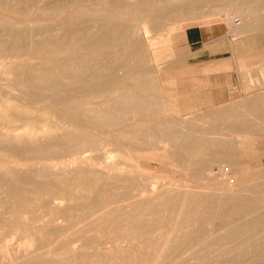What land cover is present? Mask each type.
<instances>
[{"label": "bare ground", "instance_id": "6f19581e", "mask_svg": "<svg viewBox=\"0 0 264 264\" xmlns=\"http://www.w3.org/2000/svg\"><path fill=\"white\" fill-rule=\"evenodd\" d=\"M14 1H16L17 5L21 6L22 10L24 9V11H25V9L26 10L28 9L27 12L29 11V8L31 7V4H32L31 0H14ZM34 1H36V0H34ZM40 1H39V3H40ZM47 1H49V0H46V3H47ZM50 1H49L48 6L51 5L52 9L57 11V13H55V14H58L57 15L58 19L57 20L55 19L56 21H53V22H55L54 23L55 24L54 29L52 28L53 22H52V24L48 22L49 24H51V26L45 25L43 27V26H41L43 24H39L41 22L38 21L39 22L38 23L37 21H35L36 25H35V23L33 24V22H32L30 24H33L34 26L29 27V26L25 25V27H28V28H25L24 26H22L23 25L22 23H19V25L22 27H20L18 25L19 20L22 22V18L18 19V22H17V21H15V19L12 20V18L14 16L13 17L11 16L12 18H10V16L8 15V17H9L8 19H11V21H15L14 24L17 22V26L10 24V23H5V20H4V22H3V20H0V61H2L3 63H5V65H7L8 71L14 75L13 81H15L18 85H20V93L18 94L17 97L14 96V97H16L14 100L9 101V100H1L0 99V200L2 199V201H3L6 198V202L9 203L7 208H5V207L1 208L0 207V209H3V210L7 209V210H5L6 212H3V213L1 212L2 210L0 211L1 212L0 213V255L3 256L4 254H7L8 242H6V241L10 238V236H9V238L7 240H5V238L8 237L7 234H10L12 236L14 234L13 237L15 238L17 233H19V234L23 233V235L24 234L25 235L24 236H21V235L18 236L19 240L17 241V245H15V246H18L19 250L17 249V247H16V249L18 251H20V253L19 254L17 253V255L13 256L14 258H12V259L14 260V264H74V261L77 262V260H81V261L87 260V262L85 264H105L106 260L104 261L103 260L104 258L102 259V257L100 256L101 250L100 251L98 250L99 251L98 252L96 249H94L96 251L93 250L94 255L92 257V255L90 254L91 253L90 250H89L90 252L87 254L86 251H83L85 249H82V248H85L86 245H88V244H90V245L93 244V238H92L93 236L91 237L85 233L87 231H89L90 229L97 227V225L99 227L100 221H101V220L99 221V219H102V221L107 222V224L112 225V226H114V224L117 226L120 225L119 228L117 226L116 227L114 226V230H116L117 228L120 230L121 226H124V227H122L120 232H118L119 235H121V238H122V236L126 237V238H127V236L132 237L130 235H135V233L142 231L143 228H151V227L154 228V226L158 227L162 223L164 224V222L167 221V219L171 222L172 225H177V226L179 224L181 225V220H180V217H181V208L180 207H181V205L179 204L180 207L178 209L175 208L176 210H174V206L172 207L171 203L169 201L170 199H167L168 197H170V195H172L170 192H174V191H169L170 194L168 193L169 196L167 198L165 197L166 199H162L163 197H160L161 195L160 196L156 195V196H159L161 198V199L156 200V202L158 201L157 204L162 209L168 211V213H169L168 216H166L167 214L166 215L164 214L165 216L163 215V216L158 217V218H152V219H149V218L148 219H146V218L145 219H143V218L138 219V218H136V219H133V220L130 219L127 221H125L126 218H124L123 216L130 218L131 216L129 214L131 213V210L129 212H124L121 215V213L117 212V209L111 208V207H109V205L106 206L107 203L104 202V200L100 196L101 192H105L112 185H114V184L117 185V183H120L121 181L126 179L127 175L122 173L123 167H121V165L124 166L125 164H130V162L132 160H134L133 159L134 154L140 155L139 153L136 152L137 150L135 148V145L133 146V144H138V143L142 144L143 143V141H141L142 138L138 136V134L141 132V129H142L141 125H143V123L141 122L142 119H141V121L136 120V121H133L132 123L124 124L123 122L125 120H128L129 118L133 119L132 114L133 115L143 114L145 116H150V117L155 118V121H153V122L156 124L157 129L159 127L162 128V129L159 128L161 130V131L159 130V133H162V136H164L163 137L164 140L166 138H170V135L172 133V131H171L172 129H170V128L174 125H172L170 127L169 125L171 122L169 123V121H168V123H166V128H168V129H166V128L163 129V126H160L161 120L160 121L156 120L157 119L156 115L160 114L162 112H165V111L174 112L176 109L172 108V104H171L172 102L170 103L169 101L168 102L164 101L163 103H157L155 101H149V100L145 99L143 95L141 96L139 93H137L136 91L140 92L141 90H144L146 88V87L144 89L142 88L143 76L146 75L148 77L149 83H151L153 80H154V82L156 81L155 78L153 76H151L150 67L153 68L152 66H154L155 71H158L160 69V66H158V64L160 62L164 61V59L166 57L171 55L172 50H173L172 46L176 42V37L178 35L177 33L179 32V30H180L179 33L183 37V41L186 42L185 38H184V28H186V26L189 24L205 25V24L209 23V21L225 20L227 22L228 30H226L224 32V35L227 37V39H229L231 41L230 46L232 45L231 50L233 52H231V53H233V56L225 59L223 66L228 65L232 62L236 63L241 58L244 59L245 57H244V55H242L243 53L239 50L240 43H239V40L237 41V38H239V37L241 38V36H244L247 33H249V32H247V30H248V27H250V24L248 26L244 21H239L238 23H236L237 19L235 20L234 16L238 12V10H241L239 8L244 7L243 5H245L246 1L255 4V3L259 2L260 0H230V2L228 4L226 3V5L219 4V5H221V6H219L216 4L217 7H214L211 4L212 1L215 2L214 0H100V1L98 0V2H100V4H101L100 7H96L99 9V10L97 9L98 11L95 10L96 9L95 7H93V5H92L93 3L92 4H91V2H89V3L92 5V8H95L94 9L95 11H93V12L96 13V11H97L99 16H97V18H93L94 16L90 17V15H89V18H85L83 16L84 19H82V17H79V16L80 15L82 16V14H84L86 12L88 13V8H90V7L89 6L87 7V4L85 5L86 10H84V12L82 10V9H84L82 6H81L82 9H81V7L76 6L77 7V8L75 7L76 9H74L73 11L70 10V12H73L72 13L73 15L67 14V12L64 14V6L67 3H69V4H70V2L71 3L72 2H74V3L83 2L84 3L85 2L84 0L83 1H81V0L80 1L79 0H65V1L64 0H52L51 2ZM37 2L38 1H36V3ZM86 2H88V1H86ZM69 4L67 5L68 7H69ZM259 4L260 3H257V5H259ZM10 5H14V4H12V0L10 3H9V0L8 1L7 0H0V8L4 9L3 11H5V10L7 11V9L10 10V8L15 9L17 7L16 5H15V7H9ZM43 5H44L43 3H40L41 7ZM36 6L37 5L35 4L36 12H38L39 9L43 10L45 8V7L41 8L40 6H37V7ZM83 6H84V4H83ZM38 7H40V8H38ZM21 8H19V9H21ZM70 8H72V7L70 6ZM19 9H18V11H20ZM46 9L48 10L47 6H46L45 10ZM15 10H16L15 12L18 13L17 8ZM22 10L20 11V13L23 12ZM30 10H32V8ZM216 10H225V16L224 17H221V16L215 17L213 12H215ZM29 12L31 14V11H29ZM68 13H69V11H68ZM0 14H3V13H0ZM33 14H34V12H33ZM49 14L52 15L53 13H49ZM191 14L202 15V17H200V19L197 20L196 22H193V21L190 22L188 17ZM3 15H6V14H3ZM21 15H23V14H21ZM26 15H28V13L24 14V16H26ZM35 15H36V13H35ZM15 16H16V14H15ZM175 17L178 19L181 18L182 20H185V21L187 20V21L184 23H181L182 22L181 21L180 22L181 24H177L175 21L174 22L172 21V20H175L174 19ZM34 18H35V16H34ZM256 18H254V19L256 20ZM1 19H3V17ZM28 19H26V20H28ZM30 20H32V19H30ZM32 21H34V20H32ZM261 21L262 20H259V23H262ZM50 22H51V19H50ZM168 23H169V25H168ZM174 23H176V24H174ZM255 23H257V22H255ZM28 24H29V21H28ZM50 27L54 31L53 30L48 31V29H50ZM251 27H252V24H251ZM31 28H34L32 30L36 31V33L39 32L42 34L43 31L45 32V30H44L45 28L47 29V32L50 33L51 31H53L54 33L51 32L52 34L50 33V35L46 36V37H44V36L42 37V35L40 34L41 37L39 36L37 39H32L34 37H29V35H28V34H30V32L32 33V31H30L27 34V31L30 30ZM92 28H94V29H92ZM41 30H43V31L40 32ZM150 32H153V34L151 33L152 35H150ZM39 33H38V35H39ZM49 33H47V34H49ZM32 34H31V36H32ZM44 34L45 33H43V35ZM253 34H255V32ZM253 34H252V36H253ZM33 35L36 36V34H33ZM222 36H223V34H222ZM202 48H205V46H203ZM241 49H242V47H241ZM254 52L257 53L256 51H253V53ZM261 53H263V52H261ZM235 54H237V55H235ZM248 56H250V55H248ZM251 56H253V55L251 54ZM255 57H257L256 54H255ZM90 58L94 59L95 62L97 63V65L92 64L93 66L89 67L90 65H87L89 63V62H87V59L92 60ZM250 60H251V58H250ZM243 61H245V60H243ZM91 62H93V60ZM170 64H171V62H170ZM179 68H181V67H179ZM245 70H247V68ZM240 71H242V70L240 69ZM243 74L244 75L242 77H244L246 73H243ZM155 76H156V79H159L160 81H165V80L169 81V80L173 79L171 77H167L164 75H157L156 74ZM159 80H157V81H159ZM251 84H248V85L250 86ZM156 85L159 86L158 84H156ZM244 85H245V83H244ZM150 88H153V87L151 86L148 89L150 90ZM155 88L156 87H154V89ZM157 89H158V87H157ZM147 90H144V91L146 92ZM243 90H245V89H243ZM246 90H249V88L246 87ZM150 93L152 94L153 91ZM159 93H161V91ZM148 94H147V96H148ZM100 96L106 97V99L104 100V103H106L107 106L110 105L111 107H114L115 111H117L119 113L125 112V110L127 108H129V106H132L134 108V111L131 115L129 114V116H131V117H128L125 115V116H123V118L121 117V120H120L116 114L113 116V114L108 112L109 115L108 114L106 115V112L104 110L103 111L105 112V117H103V115H104L103 113H102L103 114L102 116H99V113L97 112V111H99V112L102 111V109H100V110L96 109L97 111H95L92 109L87 110L88 108H85L86 107L85 103L96 102V101H92V100L95 97L101 98ZM151 97H154L153 94ZM160 98H162V97H160ZM258 99H261V98H258ZM263 99L264 98H262V100ZM101 100H102V98H101ZM101 100H99V101H101ZM99 101H98V103H100ZM158 102H159V100H158ZM160 102H161V100H160ZM251 102H254V100ZM259 103H260V101H259ZM83 105L85 107L83 108V112H81L80 108ZM101 106L102 105H100V107ZM252 107L253 106H251V108ZM89 108H90V105H89ZM176 108H177V105H176ZM181 110H182V108H181ZM232 110H233V108H232ZM177 113H179V112H177ZM81 114L83 115V117H81ZM219 114L220 113H218V115ZM224 114H226V113H224ZM120 115H121V113H120ZM235 116H237V115H235ZM81 119H83V124L79 123ZM179 120L175 117L172 118V122H177ZM204 120H207V119L204 118ZM192 121H193V119L189 122H192ZM232 121L233 120H231V122ZM164 122H166V121L164 120ZM182 122L181 123L177 122L176 124H178V123L182 124ZM117 124H120V126L118 125L119 126L118 129L113 131V132L112 131L109 132V134H107V137H104V136L101 137L97 133L98 128H101V127L105 128V126H107V128L110 127L113 130V128H116L115 126H117ZM184 124L187 125V123H184ZM245 124H246V122H245ZM185 126H183V127H185ZM150 127H149V129H150ZM176 127H177V125H176ZM176 127L174 126L173 128H176ZM187 127H188V125H187ZM189 129H191V127ZM231 129H232V127H231ZM154 130H155V128H154ZM169 131H171V132H169ZM237 133H238V131H237ZM239 133H241V132H239ZM243 133H244V131H243ZM179 134H181V133L179 132ZM172 135H173V133H172ZM174 135H175V133H174ZM186 135L188 138L191 137V135H189V136H188V134H186ZM151 136L152 135L150 134L149 137H151ZM176 136L179 137L180 135L176 134ZM108 137L110 139H108ZM152 137H151V140H153L155 138V135H154V138H152ZM159 137H161V136H159ZM198 137L199 136H197V138ZM213 137H212V139H215ZM163 138L161 137L160 139L163 140ZM202 138H204V137H202ZM209 138H210V136H209ZM181 139L183 141V138H181ZM170 140H171V138H170ZM100 141H102V143L104 142V144L107 143L105 141H108L109 144L110 143L113 144V146H114L113 150L119 156V159H118L119 161L116 160L117 162H113L111 160L104 161L106 159H103L102 161H104V162H103V164L101 163L102 164L101 166L103 168H107V170L108 169L116 170L117 172L113 173L111 171L112 173L110 174V172L103 170L102 167H101L102 169L98 168L95 165L96 162H93L94 160H92V162H89V160L91 158H93L91 155H90V157L87 155H82V153L85 150H87V151L88 150L90 151L93 149L97 150L96 147H97L98 142L101 143ZM139 141H141V142H139ZM248 141H249V139H248ZM173 142L175 143L176 140L175 141L173 140ZM173 142H171V143H173ZM198 142H200V141H198ZM145 143L147 144L148 141H146ZM145 143L143 145H146ZM148 144H150V142ZM177 144H178V142H177ZM207 144H209L211 147V149H210V151H208V153L211 152L215 156H221V158L223 160L227 161V163H229V165H231L233 167H237L236 166L237 165L236 159H235L236 157L234 158V156L231 153H226L225 152L226 150L224 151V149H222V147L220 146L222 143L219 145L218 143H216V141L214 142L213 140L210 139V140H206L203 143V145H205V146ZM101 146L103 147V144ZM196 146H197L196 142L186 141L185 146L182 148V150L179 152H175L173 154V157L178 161H184L188 157L197 159L194 161V163H195L194 165L200 166L199 168H197V172H198L201 169V167L205 164V159L201 156L203 153L201 151V149L199 147H196ZM96 150H93V151L95 152ZM108 150H107V152H108ZM87 151H85V152H87ZM239 153H240V151H239ZM64 154H69V157H70V155H75V156L77 155L76 159L78 160V162L81 163L80 165H82L84 167V165L86 166L85 163L87 162L88 163L87 167L89 168V170H83L85 167L82 168V166L79 165L80 167L78 166L75 169L73 168V170L71 172L68 171L64 175L65 170H62L61 169L62 167L58 168V170L61 169L59 171H57V169H55L56 172H54L53 170H52L53 172H51V170L48 168V166H45V167L43 166L44 169L38 170L40 165L37 164L38 166L34 165V167L37 170L33 167L35 170V173H34L32 168H31L32 171H30V168L28 170L27 168H21L20 166H13V164H12L13 161H11L13 159H15V160L30 159L32 156H36V157H38V156L42 157L43 156L42 158H45V159L46 158H48V159L49 158H58V157L64 156ZM107 154L110 155V152L106 153L105 155L107 156ZM153 154H156V152H153ZM234 154L236 155V153H234ZM101 156H104L103 153ZM95 157L96 156H94V158ZM98 157L100 158V156H98ZM107 157L109 159V156H107ZM77 160H76V162H77ZM20 163H22V162L20 161ZM125 166H127V165H125ZM130 166H132V165H130ZM183 166L185 169V167L187 165H183ZM49 167H50V165H49ZM181 168H182V166H181ZM135 169H136L135 172L136 171L141 172L140 168H138V169L135 168ZM127 170H129V169H127ZM205 173H207V172H205ZM200 175L202 176V174H200ZM201 176H199V177H201ZM151 178H152V176H151ZM156 179H158V178H156ZM177 186H180V185H177ZM177 186H176V188L173 187V189L175 188L177 190L178 189ZM119 187H118V189H119ZM252 187H253V185H252ZM169 188H170V186H169ZM213 188H212V190H213ZM124 189L121 190V194L128 195L127 191ZM224 189L219 188L218 192L223 193ZM169 190H172V187ZM193 190H194V188H193ZM165 191H163V193ZM184 191L185 190H183V193H181L182 196L180 195L181 196L180 197L181 204L195 205V204L204 203V201L201 200V196L198 194L199 192H196V194H195L193 192H184ZM189 191H191V190H189ZM198 191H199V189H198ZM240 191L242 192V190H240ZM128 192H129V190H128ZM204 192H203V195L206 193V192L205 193ZM208 192H210V191H208ZM215 192H217V190ZM215 192H214V194H215ZM233 192H234V190H233ZM117 193H118V191H117ZM119 193H118V195H119ZM232 193H231V195H232ZM162 195H164V194H162ZM175 195H176V193L173 196H175ZM220 195H222V194H220ZM223 195H227V194H223ZM239 195H240V193L239 194H237V192L235 194L233 193L234 197L238 198ZM54 196H56V197H54ZM138 196H139V194H138ZM148 196H149V194H148ZM247 196H250V195H247ZM247 196H246V198H247ZM254 197H256V196H254ZM52 198H54V199L52 200ZM56 198L68 199V201L70 200L72 203L71 204L69 203L70 205L67 204L66 207H64V205H61V204L59 205L57 202L54 201ZM109 198H111V197H109ZM120 198H121V195H120ZM123 198H125L126 201L128 199L124 196H123ZM134 199H135V197H134ZM178 199H179V197L177 198V200ZM262 199H263V197H261V199L248 197V199L246 200L245 206L251 210L250 213L254 212V214H252V215L255 217H260L264 213V212L262 214L261 213L260 214L255 213V211L257 212L259 204L261 203V201H263ZM128 200L131 201L132 199H128ZM148 200L150 201V199H148ZM148 200L145 199L144 201L143 200L142 201L145 202L144 204H146V202H148ZM52 201H54V202L52 203ZM140 201H141V199H140ZM3 202L5 203V200ZM113 202H116V201H113ZM238 202H240V201H238ZM0 203H1V201H0ZM174 203H175V199H174ZM206 205H207V203H206ZM134 206H135V208H140V209L145 207V206H143L142 202H140V204H135ZM197 206L199 207V205H197ZM204 206H205V204H204ZM229 206H230V204H229ZM231 206H233L232 209L237 207L236 205L235 206L231 205ZM90 207H94V208L100 207L99 208L100 210H102V208H103V211H102L103 214L98 209L97 212H100L102 215H100L99 217H94V216L91 217V214L89 212L91 210V209H89ZM132 207H133V205H132ZM240 208H241V206H240ZM67 209L70 211L68 213H71V216L75 214V215H77V218H78V216L83 218L84 221H83V219H80V220H82V223L85 222V218H88L89 216L91 217L90 219H88L86 224H83L85 229L80 228L79 232L78 231L77 232L72 231L73 235H72V233H71V235L72 236L75 235V237L70 238V236H71L70 234H69L70 236H66L64 234L65 233L64 232V229H65L64 225L63 224L58 225L59 222L57 220L58 224H55V225H58L57 227L56 226L51 227L50 229L48 228L49 230L48 229L46 230V227H48V226H46L45 222L47 220H43V223H42L41 220L44 219L42 217L52 213V211H54L55 213H58V214L60 213V214L64 215V212L67 211ZM88 209H89V211H88ZM124 209H126V211H127V208H124ZM143 209L145 211V208H143ZM194 209L196 211V208H194ZM141 211L144 212L143 210H141ZM152 211H153V207H152ZM91 212H92V210H91ZM142 212H140V214L144 215L145 213H142ZM94 214H96V213H93L92 215H94ZM67 215H64V216L66 217ZM202 215H204V214H202ZM214 215H216V214H214ZM54 216H55V214H54ZM186 217L187 216H185V219H186ZM262 217H263V215H262ZM39 219H41L40 222L42 223L40 225V228H38V231L40 233H38V232L35 233L33 231H35L36 228L33 226L32 223L35 220L38 221ZM200 219H202V218H200ZM253 222H254V220H253ZM74 223L76 224L77 222H74ZM204 223H206V221ZM77 224L79 226V224H81V223H79V221H78ZM81 225H80V227H81ZM192 225H194V224H192ZM70 226H71V224H70ZM103 226H105V225H103ZM245 226H246V224H245ZM248 226H249V223H248ZM228 227L230 229L234 228V227H236V224L234 222L228 223ZM44 228H45V231H44ZM72 228H73L72 226L69 227V229H72ZM161 229H162V227H161ZM225 229H227V228H225ZM109 230L111 231V229H109ZM112 230H113V228H112ZM27 231H32V233L31 232L27 233ZM68 233H69V231H68ZM148 233H149V231H148ZM166 233H167L166 235H164L163 237L161 236V238H159V241L157 242L156 247H154L155 253L152 256L150 255L147 257H137V259H135L134 261L127 259V260H124L125 261L124 262L122 260L123 263H121V264H163L165 259H167L170 256V255L168 256V254H170L169 252L172 251L174 248H177L179 246L184 245L183 246V252L184 253H192L196 250V247H198V245L201 246L200 243H202V241H203L201 238L205 239V237L200 238L199 236H196L195 235L196 232L194 234L189 233V232L188 233L183 232L182 234L180 233V234H176V235L173 234V232H170V233L166 232ZM208 234H210V233H208ZM212 234H211V237H213ZM146 235L150 236L149 234H146ZM96 237H94V238H96ZM211 237L209 235H207L206 239L209 238V240H210ZM72 238L75 240H77L78 238L82 239L83 243L86 244L85 247H81V245L79 244L80 247L78 249H80V250H75L74 248H77V247H72L73 243L70 245L69 240H71ZM97 238H99V236ZM151 238H152V236L150 237V239ZM223 238H224V235H223ZM259 238H261V236ZM15 239H14V241H15ZM237 239H235V240H237ZM97 240H99V239H97ZM97 240H95V243L97 242ZM216 241L219 242V244L223 243L222 239L216 240ZM238 241H239V239H238ZM122 242H124V241H122ZM147 242H149V241H147ZM173 242H176L175 246H174ZM234 242H236V241L233 240V244L235 245ZM9 243H11V242H9ZM14 243L16 244V241ZM243 243H245V241ZM228 244H230V243H228ZM153 245H155V244H153ZM251 245H252L251 242H249V243L246 242L244 245H237V246L235 245L236 246L235 248H240L241 246L247 247V248H249V247L252 248ZM12 246L14 247V245H12ZM226 246H223V248L224 247H225V249L229 248L228 246L227 247ZM211 247L209 249H211ZM230 247H232V249H233L232 245ZM9 248H10V246H9ZM223 248L220 247L221 253H223V251H224ZM221 249L223 251H221ZM198 253L199 252H197V255H198ZM12 254H13V252H12ZM15 254H16V252H15ZM178 255L181 256L182 252L179 253ZM9 256H10V254H9ZM180 256H178V258L176 257V260L174 258L173 262L169 261L168 259L167 260H168V262H172L174 264L175 261L177 262L180 260H184V258L182 256L181 257ZM190 256H192V255H190ZM241 256H239V257H241ZM5 257H8V256H5ZM95 257L97 258V260H96L97 263L96 262L94 263V261L91 262L93 260V259L91 260V258H95ZM228 259H231V258L229 257ZM253 259L247 258L242 262V264H258L259 263ZM2 260H4V258H2ZM89 260H91V261H89ZM225 260H227V259H225ZM0 261H1V259H0ZM9 261H10V259H9ZM12 261H10V262H12ZM196 261L198 262V260H196ZM4 262H5V260H4ZM3 264H6V263H3ZM80 264H82V263H80ZM111 264H112V262H111ZM168 264H170V263H168ZM261 264H263V263H261Z\"/></svg>", "mask_w": 264, "mask_h": 264}, {"label": "rangeland", "instance_id": "374dc122", "mask_svg": "<svg viewBox=\"0 0 264 264\" xmlns=\"http://www.w3.org/2000/svg\"><path fill=\"white\" fill-rule=\"evenodd\" d=\"M31 1H32V4H31V7L29 8V11H31L32 15L30 14L29 11L27 12L28 9L27 10L25 9V11H24V9L22 10L21 6L17 5L16 1L12 0V4H14V5H10L9 7H15V5H16L17 11L19 8H21L19 10L20 11L22 10L24 13L23 12L20 13V11H18V13L15 12L16 8L15 9L13 8L14 10L12 8H10V10L7 9V11L6 10L3 11L4 9L0 8V13L6 14V15L0 14V20H3V22L5 20V23H10V24L17 26L18 19L22 18V22L19 20L18 25H19V23H22L23 24L22 26H24V27H25V25L32 27V26H34L33 24L35 23V21H37V22L39 21L41 23H39V22L38 23L43 24L41 26L44 27L45 25L51 26L52 22L56 21L58 19V16H57L58 14H55V13H57V11L52 9L51 5L48 6L50 0L47 1L48 4L46 3V0L45 1L44 0H41V1L36 0V1H38L37 3L34 0H31ZM39 1H40V3L44 4L42 7L40 6ZM81 1H83V0H81ZM84 1H85L84 3L83 2H78V3L77 2L76 3L70 2V4L67 3L64 6V14L66 12H67V14H72L73 12H70V10L73 11L77 7H81V6L84 8V9H82V7H81V9L84 12V10H86L85 5L87 4V7L88 6L90 7V8H88V13L86 12V13L82 14V16L80 15L79 17H82V19H84L83 16L85 18H89V15H90V17L94 16L93 18H97V16H99V14L97 12L99 9L96 7H100V5H101L100 2H98V0H84ZM86 1H88V2H86ZM214 1L215 2H213V1L211 2V4L214 7H217V5H219V4L226 5V3L228 4L230 2V0L229 1L228 0H214ZM10 2H11V0H9V3ZM89 2H91V4L93 3L92 5L96 9L92 8V5ZM82 3L84 4V6ZM94 3L95 4L97 3V4L95 5ZM257 3H260V4L257 5ZM257 3L254 4V3H250L248 1H246L245 5H243L244 7L239 8L241 10H238V12L234 16V19L235 20L237 19L238 22L244 21L248 26L250 24V27H248V30H247V32H249V33L244 35L245 37L241 36V38L239 37L240 39L237 38V41L239 40V43H240L239 50L243 53L242 55H244V57H245L244 59L241 58L236 63L232 62L231 64L224 65V66H219V65L216 67L212 66L211 64L214 63V62H212L214 60H212V58L207 57L205 48H202L205 45H202V44L189 45V44H187L186 42L183 41V37L179 33L180 32V30H179V32L177 33L178 35L176 37V42L172 46L173 50H172L171 55L166 57L164 59V61H162L158 64V66H160V69L158 71H155L154 66H152L153 68L150 67L151 76H153L156 81L154 82V80H153L151 83H149L148 77L146 75L143 76L142 80L144 82L142 81V88L144 89L146 87L144 90H147L151 86L153 88H150L151 91L148 89L146 92L144 90H141L140 92H138V91H136V92L139 93L141 96L143 95L144 98L149 100V101H155L157 103H163L164 101H166V102L169 101L170 103L172 102L171 103L172 108L176 109L174 112L165 111V112H162V113L156 115V117H157L156 120H159V121L161 120L160 126H163V129L166 128V123H168V121H169V123L170 122L172 123V124L170 123V125H169L170 127L172 125H174L176 127V125H177V127H176L177 129L173 128L174 126H172L170 128V129H172L171 131L173 133V135H172V133L170 135L171 140H170V138H166V137H165L166 139L164 140V138H163L164 136H162V133H159V130L162 128L159 127L160 129L159 128L157 129L156 124L153 122V121H155V118L150 117V116H145L143 114L133 115L132 113L134 111V108L132 106H129V108H127L125 110V112H120L121 113V115H120L119 112L115 111L114 107H111L110 105L107 106V104L104 103V100L106 99V97H104V96H100L102 98V100H101V98L95 97L92 101H96V102L85 103L86 107L84 106L85 105L84 104L80 108L81 112H83L84 107L88 108L87 110L92 109L95 111H97L98 109L99 110L102 109V111H100V112L97 111L99 113V116H102L104 114L103 117H105V112H106V115L109 112V113L113 114V116L116 114L120 120H121V117L123 118V116H125V115L128 117H131V116H129V114L130 115L132 114L133 119L129 118L128 120H125L123 122L124 124L132 123L133 121H136V120L141 121V119H142L141 122L143 123V125H141L142 129H141V132L138 134V136L142 138L141 141H143V143L142 144H139V143L133 144V146L135 145V148L137 150L136 152L139 153L140 155L134 154L133 155L134 160H132L130 162V164H125L128 167L125 165L124 166L121 165V167H123L122 173L126 174L128 178L126 177L125 180L121 181L120 182L121 184L120 183H117V185L114 184L110 188H108L105 192L100 193L101 198L104 200V202L107 203L106 206L109 205V207L117 209V212L121 213V215L124 212H129L131 210V213L129 214L131 216L130 218L123 216L124 218H126L125 221L130 220V219L133 220L136 218H138V219L139 218H143V219H145V218L146 219L158 218V217L163 216L164 214L165 215L167 214L166 216H168L169 213L167 210H164L161 207H159V205L157 204L158 201L156 202V200L161 199L160 197H163L162 199H166L169 196V194L171 193L172 195H170V197H168L167 199H170L169 201L171 203V206L172 207L174 206V210L178 209L181 205V207H180L181 208V217H180L181 225L180 224L178 226L172 225L171 222L167 219V221H165L164 224L162 223L158 227L154 226V228L153 227L143 228L144 230L142 229V231L135 233V235H130L132 237L127 236V238H126V237L122 236V238H121V235H119L118 232H120V230L124 226H121V228L119 230L118 228L120 227V225L117 226L114 224L115 227L116 226L118 227L117 229L115 228L116 230H114V226L107 224V222L102 221V219H99V221L101 220L99 227L97 225V227H94L93 229H90L89 231H87L85 233L91 237L93 236L92 237L93 238V244L86 245L83 243V240L80 238H78V239L76 238L77 240L72 238L73 239V240L71 239L72 241L69 240L70 245L73 243L72 247H77V248H74L75 250H80V249H78L80 247V245H81V247H85V245H86V247L82 248V249H85L83 251H86L87 254L91 251L90 254L92 255V257L94 255L93 254L94 249H96L97 251L101 250L100 256L102 257V259L104 258L103 259L104 261L106 260L105 264H111V262H112V264H121V263H123L124 260H127V259L134 261L135 259H137V257H147L150 255L152 256L155 253L154 247H156V244L159 241V238H161V236L163 237L164 235H166L167 234L166 232H168V233L173 232V234H175V235L180 234V233L182 234L183 232H185V233L189 232L192 234H194L196 232V234H195L196 236H199L200 238L205 237V239L201 238L203 240V241L201 240L202 241V243H200L201 246L198 245V247H196V250L192 253H184L183 252V246L184 245L179 246V247L174 248L172 251L169 252L170 254H168V256L169 255L170 256L167 259L169 261L173 262L174 258L176 260V257L178 258V256H180L178 254L182 252L181 256L184 258V260H180L177 262L175 261L174 264H200V263L201 264H242V262L247 258H251V259L254 258L253 260H255L256 262H259L260 264L261 263L264 264V252H263L264 251V241H263L264 240V213H263L264 212V127H263L264 126V114H263L264 113V102H263L264 99L262 100V98H264V59H262L260 54H258L259 50H264V30H263L264 29V21H263L264 20V17H263L264 16V0H260ZM35 4L37 6H40L41 8H44V7L46 8V6H47L48 10L47 9L45 10V8H44L43 10L39 9V11L36 12ZM68 4H69V7L67 6ZM221 5H219V6H221ZM70 6L72 8H70ZM40 7H38V8H40ZM31 8L33 11L30 10ZM94 9L95 10L98 9L96 11V13L93 12V11H95ZM68 11H69V13H68ZM33 12H34V14H33ZM27 13L29 16L28 15L24 16V14H27ZM35 13L37 16L35 15ZM49 13H53V14L50 15ZM213 13H214L215 17H218V16L224 17L225 16V10H216ZM15 14H16V16H15ZM21 14H23V15H21ZM8 15L10 16V18H12L14 16L12 18V20L15 19V21H17V22L14 24L15 21H11V19H8L9 18ZM34 16H35V18H34ZM2 17H3V19H1ZM200 17H202V15L191 14L188 18H189L190 22H192V21L196 22L197 20L200 19ZM253 17L254 18L257 17L256 20ZM49 18L51 19V22H50ZM26 19H28V20H26ZM30 19H32L34 21H32ZM174 19L175 20H172V21L173 22L175 21L177 24H181V23H184L187 21V20L186 21L182 20L181 18L178 19L176 17ZM259 20H262L261 21L262 23H259ZM28 21H29V24H28ZM32 22H33V24H30ZM48 22L51 24H49ZM255 22H257V23H255ZM54 23L55 22H53V26H52L53 29L55 26ZM169 23H168V25H169ZM176 23H174V24H176ZM210 24H212L211 26H216V27L220 28V30H222L223 33L226 30H228L227 22L225 20L209 21V23H207L205 25H210ZM251 24H252V27H251ZM35 25H36V23H35ZM22 26H20V27H22ZM188 26H193V25L189 24L186 27H188ZM25 28H28V27H25ZM32 29H34V28H31L30 30L27 31V34L30 31H32L33 34H36V36L33 35L31 32H30V34H28L29 37H34L32 39H37L39 36L41 37V35H42V37L43 36L46 37V36H49L51 32L54 33L53 32L54 30L51 29V27H50V29H48V31H50V30H53V31H51L49 33V32H47V29L45 28L44 29L45 32L43 30L40 31V32L43 31L42 34L38 32L39 35H38V33H36V31H34ZM92 29H94V28H92ZM153 32H150V35H152ZM254 32H255V34H253ZM43 33H45V34L43 35ZM47 33H49V34H47ZM31 34H32V36H31ZM252 34H253V36H252ZM229 43H231L230 40H229ZM241 47H242V49H241ZM231 49H232V45L230 46V50L228 51V53H226L223 56V58L227 59V58H230L233 56V53H231L233 51ZM253 51H256L257 53H255V52L253 53ZM247 54L250 56H248ZM251 54L253 56H251ZM255 54L257 57H255ZM235 55H237V54H235ZM223 58H221V59H223ZM250 58H251V60H250ZM90 59H92V58H90ZM242 59L245 61H243ZM92 60H93V62H91ZM92 60L87 59V62H89L87 65H90L89 67H92L95 64L97 65L95 60L94 59H92ZM170 62H171V64H170ZM179 67H181V68H179ZM213 67H215V69ZM246 68H247V70H245ZM240 69L242 71H240ZM155 73L157 75H164L167 77H171L173 79L169 80V81H167V80L160 81L159 79H156ZM243 73H246L244 76L245 78L242 77L244 75ZM13 78H14V75L8 71L7 65H5V63L0 61V99L1 100H9V101L11 100L12 101L20 93V85H18L15 81H13ZM157 80H159V81H157ZM244 83H245V85H244ZM256 83L257 84L259 83V84L257 85ZM156 84H158L159 86H157ZM248 84H251L252 86L251 85L249 86ZM154 87H156V88L154 89ZM157 87L159 90L157 89ZM246 87H248L249 90H246ZM243 89H245V90H243ZM149 91L150 92L153 91L152 94L154 97H151L152 94ZM158 91L159 92L161 91V93H159ZM147 94H148V96H147ZM14 96H16V97H14ZM160 97H162V98H160ZM258 98H261V99H258ZM99 100H101V101H99ZM158 100H159V102H158ZM160 100H161V102H160ZM253 100H254V102H251ZM98 101L100 103H98ZM259 101L261 104L259 103ZM89 105H90V108H89ZM100 105H102L101 106L102 108L100 107ZM176 105H177V108H176ZM251 106H253V107L251 108ZM181 108H182V110H181ZM232 108H233V110H232ZM177 112H179V113H177ZM218 113H220V114L218 115ZM224 113H226V114H224ZM235 115H237V116H235ZM81 117H83L82 114H81ZM173 117L177 118L178 120L180 119L179 121H177L179 123H181L182 121L184 123H187L188 127L183 122H182V124H179V123L176 124L177 122H172ZM191 118L193 119V121L189 122L192 120ZM204 118H206L207 120H204ZM164 120L166 122H164ZM231 120H233V121L231 122ZM245 122H246V124H245ZM79 123L83 124V119H81ZM118 125L120 126V124H117V126H115L116 128H113V130L110 127L107 128V126H105V128L104 127L98 128L97 133L101 137L102 136L107 137V134H109V132H111V131L113 132V131L118 129V127H119ZM183 126H185V127H183ZM149 127H150V129H149ZM190 127H191V129H189ZM231 127H232V129H231ZM154 128H155V130H154ZM166 129H168V128H166ZM171 131H169V132H171ZM237 131H238V133H237ZM243 131H244V133H243ZM179 132L181 134H179ZM239 132H241L242 134ZM174 133H175V135H174ZM148 134L149 135L151 134L153 136V137L151 136L152 138H154V135H155L156 139L154 138L153 140H151V137H149ZM176 134L180 135V136L178 137V136H176ZM186 134H188V136L191 135V137L188 138ZM159 136H161L163 138V140H161L160 139L161 137H159ZM197 136H199V137L197 138ZM209 136H210V138H209ZM202 137H204V138L206 137V138L204 139ZM212 137L215 139H212ZM181 138H183L184 142L182 141ZM247 138L249 139V141ZM108 139H110V138L108 137ZM210 139L213 140L214 142L216 141V143H218L219 145L222 143L220 145L222 147V149H224V151L226 150L225 151L226 153H231L234 156V158L236 157L235 159H236V164H237L236 166L237 167H233V166L229 165V163H227V161L223 160L221 158V156H215L211 152L208 153V151H210L211 147L209 144H207L205 146V145H203V143L206 140H210ZM173 140L174 141L176 140V142H175L176 144L173 142ZM189 140L196 142V145H197L196 147H199L201 149V151L203 152L201 156L205 159V164L201 167V169L198 172H197V168H199L200 166L194 165L195 164L194 161L197 159L188 157L184 161H178L173 157V154L175 152H179L182 150V148L185 146L186 141L190 142ZM141 141H139V142H141ZM146 141H148V143L150 142V144H148V143L146 144L145 143ZM198 141H200V142H198ZM100 142L101 143L98 142V144H97V147H96L97 150L93 149V150H96L95 152L93 150H90V151L85 150L87 152L84 151L82 153V155H87L89 157L91 155L93 158H91L89 160V162H92V160H94L93 162H96L95 165L98 168L102 169L103 167L101 165L103 164L104 161L111 160L113 162H117V161H119L118 160L119 156L113 150L114 149L113 144H111V143L109 144L108 141H105L108 144L107 143L104 144V142L102 143V141H100ZM171 142H173V143H171ZM177 142H178V144H177ZM144 143L146 145H143ZM102 144H103V147L101 146ZM107 150H108V152H110V155L107 154V156H109V159L105 155L106 153H108ZM239 151H240V153H239ZM153 152H156V154H153ZM102 153L104 156H101ZM234 153H236V155ZM76 156L70 155V157H69V154H64V156H61L58 158H49V159L48 158H46V159L42 158L43 156L42 157L41 156H38V157L32 156L30 159H25V160L13 159L11 161H13L12 162L13 166H20L21 168H27L28 170L30 168V171H32V169H33L34 173H35L34 165L38 166L37 164H39L40 165L39 168L37 167L38 170L39 169L42 170V169H44L45 166H48V168L51 170V172H53V171L56 172L55 169H57V171H59L61 169L65 170L64 171V175H65V173H67L68 171L71 172L73 170V168L75 169L76 167H78L81 164L76 159ZM94 156H96V157L94 158ZM98 156H100V158ZM103 159H106V160L102 161ZM76 160H77V162H76ZM20 161L22 163H20ZM85 164H86V166L83 164L85 168L82 165H80V166H82V168H84L83 170H89V168L87 167L88 163L86 162ZM49 165H50V167H49ZM130 165H132V166H130ZM183 165L188 166V167L187 166L185 167L186 170L184 169ZM41 166L42 167L44 166V167L42 168ZM181 166H182V168H181ZM58 168H61V169L58 170ZM135 168H137V169L140 168L141 172H137V171L135 172V170H136ZM127 169H129V170H127ZM103 170L110 172V174L112 172L113 173L117 172L116 170H110V169L107 170V168H103ZM205 172H207V173H205ZM199 173L202 174L203 177ZM151 176H152V178H151ZM199 176H201V177H199ZM156 178H158V179H156ZM177 185H180V186H177ZM252 185H253V187H252ZM169 186H170V188H169ZM176 186L178 187L177 190L175 189ZM118 187H119V189H118ZM171 187H172V190H169V189H171ZM173 187H175V188L173 189ZM211 187L212 188L214 187L213 190ZM193 188H194V190H193ZM219 188H222V189L225 188L223 193L218 192ZM123 189L127 191L128 195L121 194V190H123ZM198 189H199V191H198ZM215 189L217 190V192H215L216 191ZM128 190H129V192H128ZM162 190L163 191L166 190V191L163 193ZM183 190H185L184 192H193L195 194H196V192H199L198 194L201 196V200H203L204 203L195 204V205L181 204L180 197L182 196L181 193H183ZM189 190H191V191H189ZM233 190H234V192H233ZM240 190H242V192ZM117 191H118V193L120 192L119 195H118ZM169 191H174V192L169 193ZM208 191H210V192H208ZM231 191L234 194L236 192H237V194L240 193L239 197L238 198L234 197L233 193ZM203 192L205 193L204 195H203ZM214 192H215V194H214ZM175 193H176V195L173 196ZM231 193H232V195H231ZM138 194H139V196H138ZM148 194H149V196H148ZM162 194H164V195H162ZM220 194H222V195H220ZM223 194H227V195H223ZM120 195H121V198H120ZM156 195H159V196L161 195V196L159 197ZM247 195H250V196H247ZM253 195L256 197H254ZM123 196L128 198V199H132V200L130 201L127 199V201H126L125 198H123ZM246 196H247V198H246ZM54 197H56V196H54ZM109 197H111V198H109ZM134 197H135V199H134ZM178 197H179V199L177 200ZM248 197L249 198H251V197L252 198H259V199H261V197H263V199H262L263 201H261V203L259 204L257 212L255 211L256 214L257 213L258 214L263 213L262 214L263 217H262V215L260 217H255L252 215V214H254V212L250 213L251 210L245 206L246 200L248 199ZM53 199L54 198H52V200ZM140 199H141V201H140ZM145 199H147V200L150 199V201L148 200V202H146V204H144L145 202H143V201ZM174 199H175V203H174ZM4 200H5V203L3 202ZM4 200L3 201H2V199L0 200L2 203V204L1 203L0 204L3 206L2 207L0 205L1 208H4V207L7 208L9 205V203L6 202V198ZM237 200L240 202H238ZM54 201L57 202L59 205L60 204L64 205V207H66L67 204L72 203L70 200L68 201V199H63V198H56ZM54 201H52V203ZM113 201H116V202H113ZM140 202H142L143 206H145V207H143V208H145V211L143 208H141V209L135 208L134 205L140 204ZM206 203H207V205H206ZM204 204H205V206H204ZM229 204H230V206H229ZM132 205H133V207H132ZM197 205H199V207ZM231 205H234V206L236 205L237 207L233 208L234 209L233 210L232 209L233 206H231ZM239 205L241 206V208ZM152 207H153V211H152ZM99 208L100 207H98V208L97 207L96 208L90 207L89 209H91L92 212H91V210L89 211V209H88V211L91 214V217H93V216L99 217L100 215L103 214V212H102L103 208H102V210H100ZM124 208H127V211ZM194 208H196V211ZM98 209H99V211H101L102 214L100 212H97ZM118 209L119 210L121 209V210L119 211ZM5 210H7V209H5ZM5 210L0 209V211L2 213L6 212ZM141 210H143L144 212H142ZM68 212H70L68 209H67V211L64 212V215L68 214L65 217L64 215H62L60 213L58 214V213H55L54 211H52V213L42 217L44 219H42V220L39 219L38 221L35 220L32 223L33 226L36 228L35 231H33V232L40 233L38 231V228H40V225L43 223V220H47L45 222L46 226H48V227H46V230L48 228L50 229L51 227H55V226L57 227L58 225L63 224L64 228H65L64 234L66 236H70L71 233L73 235L72 231H76V232L78 231L79 232L80 228L85 229L83 224H86L88 219H90L91 217L89 216L88 218H85V222L82 223V220H80V219H83V218H81L79 216L77 218V215H75L74 213H73L74 215H72L73 216L72 217L71 213H68ZM140 212L145 213V214L144 215L140 214ZM53 213L55 214V216ZM93 213H96V214L92 215ZM201 213L204 215H202ZM214 214H216V215H214ZM185 216H187L186 219H185ZM200 218H202V219H200ZM40 220L42 221V223L40 222ZM57 220H58L59 224H58ZM253 220H254V222H253ZM69 221L70 222L72 221V222L70 223ZM78 221L82 225L79 224V226H78V224H77ZM83 221H84V219H83ZM205 221H206V223H204ZM74 222H77L76 223L77 225ZM227 222L228 223L234 222L236 224V227L230 229L228 227ZM248 223H249V226H248ZM55 224H58V225H55ZM70 224L73 227L72 229H69V227H71ZM192 224H194V225H192ZM245 224H246V226H245ZM80 225H81V227H80ZM103 225H105V226H103ZM161 227H162V229H161ZM108 228L111 229V231ZM112 228H113V230H112ZM225 228H227V229H225ZM44 231H45V228H44ZM68 231H69V233H68ZM148 231H149V233H148ZM30 232L32 233V231H27V233H30ZM208 233H210V234H208ZM18 234L19 233H17L15 236V238L17 237L16 239L13 237L14 234H13V236L10 234H7L8 237L5 235L7 237V238H5V240H7L10 236V238L8 239L9 241L8 240L6 241V242H8V244H7V254L8 255L7 254H4L3 256L0 255V259H1L0 264L2 262L6 263V264H10V263L14 264V260L12 259V258H14L13 256L17 255V253L18 254L20 253V251H18L19 250L18 246H15V245H17V241L19 240L18 236H20V235L24 236L25 235V234L23 235V233H20L19 235ZM146 234H149L150 236H148ZM211 234L213 237H211ZM72 235L70 236V238L75 237V235L74 236H72ZM207 235H209L211 237L210 240H209V238L206 239ZM223 235H224V238H223ZM96 236L97 237L99 236V238H97ZM151 236H152V238L150 239ZM260 236H261V238H259ZM94 237H96V238H94ZM13 238L15 239L16 244L14 243L15 241ZM237 238L239 239V241ZM94 239L95 240L99 239V240H97V242L95 243ZM221 239L223 240V243L219 244V242H217L216 240H221ZM235 239H237V240H235ZM233 240L236 241V242H234L236 246L237 245H244L246 242H248V243L251 242L252 243L251 246H252V248L253 247L254 248L252 249L251 247L247 248V247H242V246L240 248H235L236 246L233 244ZM122 241H124V242H122ZM147 241H149V242H147ZM226 241L230 244H228ZM244 241H245V243H243ZM9 242H11V243H9ZM153 244H155V245H153ZM173 244L175 246L176 242H173ZM12 245H14L15 248ZM208 245L210 247L212 246L211 249H209L210 247ZM226 245L229 248H226V249H225V247L223 248V246H226ZM231 245L233 246V249H232V247H230ZM9 246H10V248H9ZM16 247L18 250L16 249ZM220 247L223 248L224 251L221 249V251H223V253L220 252ZM96 250H94V251H96ZM11 251L13 252V254ZM15 252H16V254H15ZM197 252H199L198 255H197ZM9 254H10V256H9ZM190 255H192V256H190ZM5 256H8V257H5ZM228 256L231 259H228L229 258ZM237 256L238 257L241 256V257L238 258ZM2 258H4L5 262H4V260H2ZM9 259H10V261H12V260L13 261L10 262ZM167 259H165L163 264H168V263L171 264L172 263V262H168ZM225 259H227V260H225ZM91 260H89V261H91V262L94 261V263L95 262L97 263L96 257L91 258ZM196 260H198V262ZM86 262H87V260H83V261L77 260V262L74 261V264H80V263L85 264Z\"/></svg>", "mask_w": 264, "mask_h": 264}, {"label": "crops", "instance_id": "0c3cea01", "mask_svg": "<svg viewBox=\"0 0 264 264\" xmlns=\"http://www.w3.org/2000/svg\"><path fill=\"white\" fill-rule=\"evenodd\" d=\"M211 25L188 26L184 29V38L189 45H205L207 57L214 60L211 65L215 67L218 65L223 66L226 59L223 56L230 50V43L220 28ZM258 53L264 59V50H259ZM215 67L213 68L215 69Z\"/></svg>", "mask_w": 264, "mask_h": 264}, {"label": "built area", "instance_id": "2783aa9c", "mask_svg": "<svg viewBox=\"0 0 264 264\" xmlns=\"http://www.w3.org/2000/svg\"><path fill=\"white\" fill-rule=\"evenodd\" d=\"M236 23H238V20H236Z\"/></svg>", "mask_w": 264, "mask_h": 264}]
</instances>
